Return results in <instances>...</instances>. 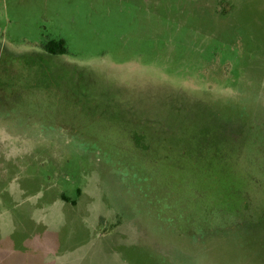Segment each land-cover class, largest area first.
I'll use <instances>...</instances> for the list:
<instances>
[{
  "label": "rangeland",
  "instance_id": "obj_1",
  "mask_svg": "<svg viewBox=\"0 0 264 264\" xmlns=\"http://www.w3.org/2000/svg\"><path fill=\"white\" fill-rule=\"evenodd\" d=\"M0 264H264V0H0Z\"/></svg>",
  "mask_w": 264,
  "mask_h": 264
},
{
  "label": "trees",
  "instance_id": "obj_2",
  "mask_svg": "<svg viewBox=\"0 0 264 264\" xmlns=\"http://www.w3.org/2000/svg\"><path fill=\"white\" fill-rule=\"evenodd\" d=\"M44 48L52 54H61L67 51L64 39H53L44 44Z\"/></svg>",
  "mask_w": 264,
  "mask_h": 264
}]
</instances>
